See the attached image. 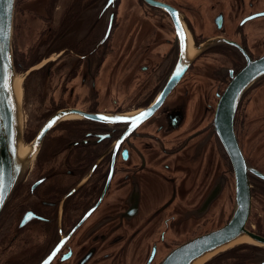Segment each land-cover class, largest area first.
<instances>
[{
	"label": "flooded vegetation",
	"instance_id": "flooded-vegetation-1",
	"mask_svg": "<svg viewBox=\"0 0 264 264\" xmlns=\"http://www.w3.org/2000/svg\"><path fill=\"white\" fill-rule=\"evenodd\" d=\"M12 29L24 143L39 145L0 212V264H161L230 223L218 108L264 55V0H15ZM225 131L264 240V77ZM254 242L204 264H264Z\"/></svg>",
	"mask_w": 264,
	"mask_h": 264
},
{
	"label": "water",
	"instance_id": "water-1",
	"mask_svg": "<svg viewBox=\"0 0 264 264\" xmlns=\"http://www.w3.org/2000/svg\"><path fill=\"white\" fill-rule=\"evenodd\" d=\"M14 1L0 0V212L18 182L31 168L39 145L35 143L30 146L29 151H23L21 86H17L18 78L12 59ZM262 77L264 55L256 60H247V67L233 79L218 108L217 121L224 138L221 141L234 163L237 176L238 209L235 216L229 224L175 248L161 264H204L217 254L242 243L238 239L244 235L264 245V240L246 229L248 205L243 179L246 166L234 139H231V133L225 131L232 127L234 111L243 91ZM207 255L210 256L205 258Z\"/></svg>",
	"mask_w": 264,
	"mask_h": 264
},
{
	"label": "rangeland",
	"instance_id": "rangeland-1",
	"mask_svg": "<svg viewBox=\"0 0 264 264\" xmlns=\"http://www.w3.org/2000/svg\"><path fill=\"white\" fill-rule=\"evenodd\" d=\"M15 2V1H14ZM14 9V8H13ZM12 47H13V29H12ZM12 59H13V57H12ZM18 78V77H17ZM19 79V78H18ZM20 86H21V103H23V89H22V80H21V82H20ZM21 107H22V105H21ZM21 114H22V122H23V131H24V119H25V115H24V112H23V108H21ZM23 144H24V146L26 145L25 143H24V138H23ZM26 147V146H25ZM245 245L246 243H239V244H236V245H234V246H237V245ZM233 247V246H232ZM232 247H230V248H232ZM229 248V249H230ZM212 259V258H211ZM210 259V260H211ZM209 260V261H210Z\"/></svg>",
	"mask_w": 264,
	"mask_h": 264
},
{
	"label": "bare ground",
	"instance_id": "bare-ground-1",
	"mask_svg": "<svg viewBox=\"0 0 264 264\" xmlns=\"http://www.w3.org/2000/svg\"><path fill=\"white\" fill-rule=\"evenodd\" d=\"M20 82H21V79H18V80H17V86H18V88H19V86H20ZM29 150H30V146L24 147V149H23L24 152H27V151H29ZM238 241H243V243H247V242H249V243H251V244H255V242L252 241V239L248 238L246 235H244V236H242L241 238H239ZM238 241H237V242H238ZM210 255H211V254H210ZM210 255H207L205 258H207V257L210 256Z\"/></svg>",
	"mask_w": 264,
	"mask_h": 264
},
{
	"label": "snow or ice",
	"instance_id": "snow-or-ice-1",
	"mask_svg": "<svg viewBox=\"0 0 264 264\" xmlns=\"http://www.w3.org/2000/svg\"><path fill=\"white\" fill-rule=\"evenodd\" d=\"M142 115H143V114H142ZM48 127H51V124H49Z\"/></svg>",
	"mask_w": 264,
	"mask_h": 264
}]
</instances>
